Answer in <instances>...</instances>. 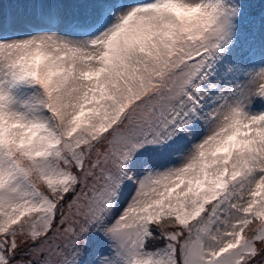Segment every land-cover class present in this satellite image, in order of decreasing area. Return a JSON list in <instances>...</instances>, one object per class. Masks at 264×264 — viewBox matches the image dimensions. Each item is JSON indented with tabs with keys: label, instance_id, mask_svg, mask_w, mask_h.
<instances>
[{
	"label": "snow or ice",
	"instance_id": "1",
	"mask_svg": "<svg viewBox=\"0 0 264 264\" xmlns=\"http://www.w3.org/2000/svg\"><path fill=\"white\" fill-rule=\"evenodd\" d=\"M0 264H264V0H0Z\"/></svg>",
	"mask_w": 264,
	"mask_h": 264
},
{
	"label": "rangeland",
	"instance_id": "2",
	"mask_svg": "<svg viewBox=\"0 0 264 264\" xmlns=\"http://www.w3.org/2000/svg\"><path fill=\"white\" fill-rule=\"evenodd\" d=\"M3 2L6 3L5 0H3ZM254 2L258 4V3H260V0H254Z\"/></svg>",
	"mask_w": 264,
	"mask_h": 264
},
{
	"label": "trees",
	"instance_id": "3",
	"mask_svg": "<svg viewBox=\"0 0 264 264\" xmlns=\"http://www.w3.org/2000/svg\"><path fill=\"white\" fill-rule=\"evenodd\" d=\"M6 1V3H7V0H5Z\"/></svg>",
	"mask_w": 264,
	"mask_h": 264
}]
</instances>
